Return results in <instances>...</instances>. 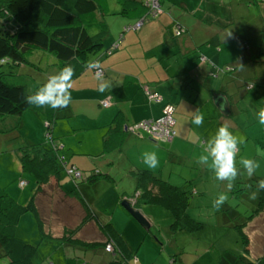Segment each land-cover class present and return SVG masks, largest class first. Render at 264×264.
Here are the masks:
<instances>
[{
    "label": "crops",
    "instance_id": "0c3cea01",
    "mask_svg": "<svg viewBox=\"0 0 264 264\" xmlns=\"http://www.w3.org/2000/svg\"><path fill=\"white\" fill-rule=\"evenodd\" d=\"M104 1L108 15L115 12L125 18L112 19L110 30L107 15L109 34L105 46L90 55L86 66L80 67L79 73L77 62L61 64L57 59L54 62L56 70L46 75L48 78L65 65H71L75 69L71 103L58 109L32 106L21 115L0 117V159H7L14 165L16 162L15 168L11 169L12 174L25 175L20 167L19 149L25 145L42 143L52 153L63 157V166L74 165L81 170L85 174L83 181L95 184L97 181L99 183L100 179H107L115 183L127 176L130 177L129 184H136L131 170L148 169L143 164L142 154L154 151L159 158V166L151 170L153 173L174 185L188 184L193 188L188 212L194 219L202 221L200 218L204 216L207 220L216 222L218 226L226 224L224 222L241 221L240 224L249 238L250 256L256 258L264 254V228H257L261 222L264 223V208L255 213L258 198L249 199L248 188V185H251V190H254L255 180L264 179V124H260L257 115L259 110L264 108V39L259 40L261 33L264 34V0H243L247 9L254 11L256 15L252 23L246 24L247 29L251 25L259 28L254 33L255 36L253 35L257 36L254 41L243 40L238 29L236 32L230 29L232 24L222 28L213 19L207 21V17L192 18L196 12L207 15L208 10L212 11L214 6H222L223 3L228 5L222 6L228 7L227 17L229 13H233L230 10L232 5L240 4L242 0H198L193 11L189 10L190 1H185L179 5L180 9L174 19L171 10L176 3L172 1V5H164L165 10L161 5L160 13L145 19L140 28L129 30H124V26L133 25L145 16L147 6H142L139 0H127L123 3L118 0L119 6L111 7L109 0ZM217 17L215 15V18ZM179 27L183 31L176 35ZM120 28L122 30L118 34ZM117 41L119 46L108 52L106 48ZM97 61L105 70L104 77L113 83V87L104 92L97 91L95 70L89 67L90 62ZM40 70L41 73L36 74H43V68L40 67ZM46 81L47 79H33L30 91H34L37 85ZM247 84L252 85L246 89ZM146 88L157 91L161 100L153 101ZM105 100L110 102L108 106H103ZM167 103L175 106L176 135L171 140L151 136L144 128L135 131L130 129V126L136 123L160 116L163 106ZM245 107L250 112L246 113ZM196 110L204 116V123L200 127L192 123ZM48 117L52 120L50 138L47 136ZM225 122L230 125L231 132L243 136L246 140L239 146L237 168L243 171L239 163L241 157L252 158L260 165L253 177L248 178L246 173L238 176L231 189L227 181L216 179L211 169L197 163V158L202 153L201 142L213 137L218 127ZM117 124L120 133L112 132V135L115 134L114 140L119 143L106 149V133ZM84 154L99 157L92 163L81 157ZM96 170L99 174L106 173L108 176L88 179L93 171L97 173ZM27 175L29 179L25 180L29 181L32 176ZM34 182L32 191L25 190L26 185L20 186L18 183L21 188L11 193L5 187L0 190V195L7 194L18 203L27 204L37 187V182ZM70 190L63 184L62 187L49 186L45 193L38 197L45 228L49 227L47 231L52 234V238L61 237L65 228L76 226L86 216L82 201L67 193ZM221 193L227 194L228 200L216 210L213 202ZM132 196L124 193L118 196V203L115 201L114 204L119 205L123 200L135 202ZM242 199L247 203L243 202L246 205L239 209L238 205ZM88 205L95 217L84 224L77 236L84 241H106V236L101 230V224L104 222L94 211L95 207ZM138 208L142 210L141 207ZM149 211L153 212V209L150 208ZM31 213L22 215L20 221L23 217H31ZM250 214L255 215L251 217ZM146 216L151 222L156 221L152 214ZM105 223H111L121 232L114 220ZM204 225L209 226L205 222ZM52 226L59 229L54 230ZM84 234L94 236V239L82 237ZM197 237H205L206 240L195 244V250L202 251L201 253L209 251L215 241L211 232ZM101 245L103 246V243ZM103 251L106 252L104 249ZM239 252L242 253V249ZM172 259L177 262L175 256ZM212 260L209 258L203 263Z\"/></svg>",
    "mask_w": 264,
    "mask_h": 264
},
{
    "label": "trees",
    "instance_id": "16d2710c",
    "mask_svg": "<svg viewBox=\"0 0 264 264\" xmlns=\"http://www.w3.org/2000/svg\"><path fill=\"white\" fill-rule=\"evenodd\" d=\"M120 2H127V0H120ZM138 2L142 6L146 5L144 0ZM145 11H148V6L147 9L145 7ZM108 14L104 0H0V19L10 16L11 23L0 35V117L21 115L26 109L34 106L26 102L24 97L34 93L44 84L37 85L34 91H30L26 83H17L9 78L11 76L9 73L13 70H4L5 64L11 67L22 64L34 65L26 54L39 48L53 53L61 64L77 62L79 73L80 67L86 66L90 55L105 46V40L109 34V25L106 20ZM90 26H95L94 33H90ZM250 85L252 84H247L246 89L250 88ZM47 121L51 123L52 120L48 117ZM111 129L106 133L104 142L106 149L119 143L114 140L115 134L112 135V132L120 133L119 125ZM19 161L22 173L32 176L37 182V187L29 202L24 205L7 194L0 195V255L7 257L6 264H35L33 258L38 246L16 236V227L22 215L32 212L36 216L41 235L53 237L45 228V219L39 209L38 197L45 193L49 186L62 187L60 172L63 162L60 156L45 148L42 143L22 146L19 149ZM131 173L136 179L135 193L132 196L135 198V207L148 204L166 209L172 218L169 225L172 232H195L202 227V223L188 212L193 197V188L190 185H174L148 169H135L131 170ZM100 176H108V174L97 172L87 178L92 180ZM255 181L257 182L258 179ZM256 182L253 183L254 187ZM67 193L73 194L82 201L86 216L76 226L65 228L60 238L70 244L77 243L90 248L103 243L104 250L106 244L112 242L114 250L110 253H113L114 257L108 264L121 263L117 258L118 253L131 264L132 251L121 232L111 223L101 224L106 241L100 243L84 241L77 236L84 224L93 219L95 214L77 187ZM263 208L264 191H261L254 211L257 213ZM254 215L250 214L251 217ZM238 226L243 248L237 260L240 264H264V254L256 258L250 256L249 238L243 226L241 224Z\"/></svg>",
    "mask_w": 264,
    "mask_h": 264
},
{
    "label": "rangeland",
    "instance_id": "374dc122",
    "mask_svg": "<svg viewBox=\"0 0 264 264\" xmlns=\"http://www.w3.org/2000/svg\"><path fill=\"white\" fill-rule=\"evenodd\" d=\"M172 1L176 3L174 8L171 10V13H173L171 16L173 19L174 17H177L176 12L180 9V4L184 3L185 1H190V11H193V9L196 8L198 4V0H161L163 9L165 10L164 5L166 4L172 5ZM109 3L111 7L114 5L117 7L119 6L118 0H109ZM222 6L228 5L223 3ZM222 6H214V8L211 6L212 11L208 10L207 15L196 12L195 17L192 18L200 17L204 19L207 17V21H212L213 19L215 20L214 22L218 26H222V28H225L227 24H232L230 29L234 32L239 30L243 40L248 41L251 39L254 41L257 39V36L254 37V33H256L259 28H254L251 25L247 29L246 26L247 22H253V18L256 17L255 12L249 11L245 6V3H243V0L240 2V4H233L232 8H230V10L233 12V17H231V13H229L226 17V8L228 7L224 8ZM215 15L218 17L215 18ZM114 18H119L121 20L125 19L115 12L108 15L107 19L110 24V30L111 20ZM9 21L10 16H5L0 19V35L4 32L5 28H8V26L11 25ZM226 21H229V23H226ZM121 28L118 34L121 32ZM89 29L90 33L95 32V26H90ZM248 34L249 36H247ZM262 34L263 32L261 33L259 40L261 38L264 39V34ZM26 56L32 63H34L35 66L31 64H22L20 66L11 67L8 64H5L3 69L6 71L13 70L12 73H9L11 75L9 78L13 79V81L17 83H26L30 90L33 85V79L37 81L46 80V75H48V73L52 70H56V65L54 62L57 60V57L53 53L39 48H35L28 52ZM40 67L43 68V74H36V72L41 73ZM245 109L246 113L250 112L247 107H245ZM81 157L93 163L94 160L99 156L84 154L81 155ZM15 166L16 162L14 165L13 162H9L7 159H0V190H3L6 187L8 191L13 193L17 188H21L18 185L21 177H24V179H29L27 174H12L11 169L15 168ZM68 167H70V165H64L61 168V183L67 189H72L73 187L78 186L79 191H81V196L88 204L95 207L93 209L99 214L101 221L104 223L105 221L111 220L117 222L120 227V231L122 232L129 248L132 251V256L130 257L131 264H173L175 263V261L172 259L174 256L177 258V262L175 264H197V262L204 264L203 262L207 261L209 258L213 260L211 262H207L206 264H240L237 259L241 254L239 251H241L243 248V243L241 240V233L238 229L239 226L237 225H239L241 221L224 222L226 224L218 226L216 222L214 223L210 220H207V218L203 216L200 219L209 224V226L204 227V222L199 220L201 223H203V225L202 228L198 230V232L196 231L194 234L191 231L172 232L169 227L172 218L166 209L155 205H141L144 214H152L156 218V221L151 222L152 226L149 229L150 231H148L143 228L140 223L130 214V212L124 208L122 203L119 205L114 204L115 201L118 203V196L123 195L124 193L130 194L131 196L134 195L136 184H129L128 178L130 177L126 176L124 179H116L118 181L115 183H112L113 181H109L107 179H100L99 183L97 181V183L92 184L81 179L73 180L67 171ZM94 172L95 171L92 173ZM96 172L98 171L96 170ZM25 185V188H27L25 190L31 189L32 191L33 186L35 185L33 177L27 181ZM243 202L247 203L246 200L242 199L238 205L239 209H242L244 205H246L243 204ZM150 208L153 209L154 213L149 211ZM30 216L31 217H23L22 221H20L16 227L15 234L25 241L32 242L38 246L36 254L33 258L35 264H108L113 259L114 254L104 252L102 245L95 248H87L77 243L70 244L58 236L56 238L42 236L41 232L39 231L34 213H31ZM52 228L54 230L59 229L55 228V226H52ZM257 228H264V223L261 222ZM208 232H211V237L213 236V240L215 241L212 243L209 251H205L203 253H201L202 251L197 252L195 250V244L197 245L200 241L202 242L203 240H206L205 237L202 238L197 236H200V234H208ZM58 235L60 236L62 234ZM82 237L94 239V236H90L89 234H84ZM117 258L121 261L120 264H129L120 253H118ZM7 261V257L0 255V264H6Z\"/></svg>",
    "mask_w": 264,
    "mask_h": 264
},
{
    "label": "clouds",
    "instance_id": "9594fccd",
    "mask_svg": "<svg viewBox=\"0 0 264 264\" xmlns=\"http://www.w3.org/2000/svg\"><path fill=\"white\" fill-rule=\"evenodd\" d=\"M243 67L242 64H240ZM89 67L95 69L94 78L98 82L97 91L104 92L113 87V83L103 75L99 62H90ZM75 69L71 65H65L58 72L49 75L47 81L42 84L34 93L24 97L25 101L37 107H51L53 109L67 107L71 103L72 78ZM260 124H264V108L257 113ZM192 123L200 127L204 123V116L198 110L194 111ZM230 125L225 122L218 127L216 134L207 141L201 142L202 153L197 158V163L211 169L215 178L227 181L231 189L238 176L246 173L248 178L256 174L260 167L259 162L252 158L241 157L239 163L243 171L236 166V157L240 151V145L246 142L243 136H237L230 130ZM143 164L149 170L159 166V158L154 151H146L142 154ZM249 199L255 200L259 193L264 191V179L256 182L255 189L248 185ZM228 200L225 193H221L213 202V207L219 210Z\"/></svg>",
    "mask_w": 264,
    "mask_h": 264
},
{
    "label": "built area",
    "instance_id": "2783aa9c",
    "mask_svg": "<svg viewBox=\"0 0 264 264\" xmlns=\"http://www.w3.org/2000/svg\"><path fill=\"white\" fill-rule=\"evenodd\" d=\"M146 5L148 6V11L145 16L136 21L133 25L125 26L124 30L129 29H138L145 19L148 17H153L161 11V0H144ZM183 29L178 28L176 31V35H180ZM119 46V42H114L111 44L107 51L110 52L116 49ZM102 68V67H101ZM103 70V68H102ZM104 73V70H103ZM251 87V85H250ZM146 91L149 97L156 102L161 100V95L157 91H150L149 88H146ZM110 102L108 100L103 101V106H108ZM175 106L172 103H167L163 106L162 114L157 118L150 120H143L142 122L136 123L130 126V129L135 131L138 128H144L147 130L151 136L158 137L161 140H171L176 135V130L174 128L175 118H174ZM47 125V136H50L49 127L51 126L50 122H46ZM60 159L63 161V157L60 156ZM68 173L71 175L73 180H82L85 178V174L79 170L76 166L72 165L67 168ZM27 183L25 179H21L19 184L20 186H24ZM114 247L112 242H109L105 246V251L112 252Z\"/></svg>",
    "mask_w": 264,
    "mask_h": 264
},
{
    "label": "water",
    "instance_id": "95a60500",
    "mask_svg": "<svg viewBox=\"0 0 264 264\" xmlns=\"http://www.w3.org/2000/svg\"><path fill=\"white\" fill-rule=\"evenodd\" d=\"M122 205L128 212H130V214L140 223L143 228L149 231L150 227L152 226L151 221L147 218L142 210H140L138 207H135L134 202L123 200Z\"/></svg>",
    "mask_w": 264,
    "mask_h": 264
}]
</instances>
